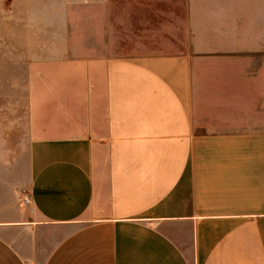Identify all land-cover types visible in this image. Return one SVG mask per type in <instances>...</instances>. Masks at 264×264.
<instances>
[{
	"label": "crops",
	"instance_id": "1",
	"mask_svg": "<svg viewBox=\"0 0 264 264\" xmlns=\"http://www.w3.org/2000/svg\"><path fill=\"white\" fill-rule=\"evenodd\" d=\"M53 2L0 264H264V0Z\"/></svg>",
	"mask_w": 264,
	"mask_h": 264
},
{
	"label": "rangeland",
	"instance_id": "2",
	"mask_svg": "<svg viewBox=\"0 0 264 264\" xmlns=\"http://www.w3.org/2000/svg\"><path fill=\"white\" fill-rule=\"evenodd\" d=\"M53 1L0 0V210L29 202L32 67L47 35L55 39Z\"/></svg>",
	"mask_w": 264,
	"mask_h": 264
},
{
	"label": "built area",
	"instance_id": "3",
	"mask_svg": "<svg viewBox=\"0 0 264 264\" xmlns=\"http://www.w3.org/2000/svg\"><path fill=\"white\" fill-rule=\"evenodd\" d=\"M27 200H29V199L27 198Z\"/></svg>",
	"mask_w": 264,
	"mask_h": 264
}]
</instances>
